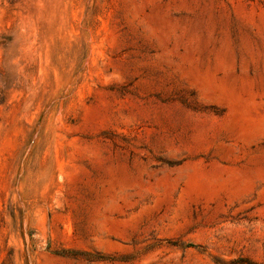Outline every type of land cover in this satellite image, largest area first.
Here are the masks:
<instances>
[{
  "label": "rangeland",
  "instance_id": "1",
  "mask_svg": "<svg viewBox=\"0 0 264 264\" xmlns=\"http://www.w3.org/2000/svg\"><path fill=\"white\" fill-rule=\"evenodd\" d=\"M243 261L264 0H0V264Z\"/></svg>",
  "mask_w": 264,
  "mask_h": 264
},
{
  "label": "trees",
  "instance_id": "2",
  "mask_svg": "<svg viewBox=\"0 0 264 264\" xmlns=\"http://www.w3.org/2000/svg\"><path fill=\"white\" fill-rule=\"evenodd\" d=\"M59 254L61 256H72V257H78V256L87 257V256H89L87 253H79L77 251H61ZM97 258H101V259H97V260H106L105 258L103 259V257H97ZM243 262H244L243 264H252L248 261H243Z\"/></svg>",
  "mask_w": 264,
  "mask_h": 264
}]
</instances>
